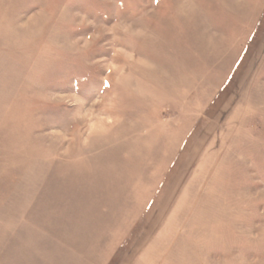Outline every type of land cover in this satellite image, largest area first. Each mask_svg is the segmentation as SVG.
<instances>
[{"label": "rangeland", "instance_id": "rangeland-1", "mask_svg": "<svg viewBox=\"0 0 264 264\" xmlns=\"http://www.w3.org/2000/svg\"><path fill=\"white\" fill-rule=\"evenodd\" d=\"M0 264H264V0H0Z\"/></svg>", "mask_w": 264, "mask_h": 264}]
</instances>
